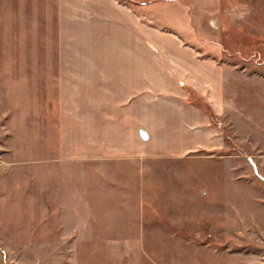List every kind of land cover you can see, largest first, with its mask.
Segmentation results:
<instances>
[{"label": "rangeland", "instance_id": "rangeland-1", "mask_svg": "<svg viewBox=\"0 0 264 264\" xmlns=\"http://www.w3.org/2000/svg\"><path fill=\"white\" fill-rule=\"evenodd\" d=\"M56 5L0 0V264H264V0H151L152 53L216 39L222 56L218 107L183 86L223 141L196 161L158 163L170 166L157 169L162 192L179 195L183 182L193 199L161 219L126 202L116 216L91 205L95 168L61 154ZM173 212L186 227L178 244L167 243Z\"/></svg>", "mask_w": 264, "mask_h": 264}, {"label": "crops", "instance_id": "crops-1", "mask_svg": "<svg viewBox=\"0 0 264 264\" xmlns=\"http://www.w3.org/2000/svg\"><path fill=\"white\" fill-rule=\"evenodd\" d=\"M150 9L151 0H57L54 85L61 154L90 161L96 171L95 180L87 181L89 203L104 204L103 212L116 216V204L126 202L161 219L167 207L193 199L181 195L183 182L179 195L162 192L157 169L170 166L158 163L196 161L201 149L212 150L223 141L183 86L190 84L218 107L222 56L212 48L216 39L204 43L198 37L196 42L204 44L194 49L201 51L176 52L175 46L152 53ZM196 28L202 32V25ZM190 188L198 193L196 182ZM98 207L90 219L98 220ZM174 213L166 219L176 220ZM171 224L165 225L167 243L178 244L183 232L176 230L186 227Z\"/></svg>", "mask_w": 264, "mask_h": 264}, {"label": "water", "instance_id": "water-1", "mask_svg": "<svg viewBox=\"0 0 264 264\" xmlns=\"http://www.w3.org/2000/svg\"><path fill=\"white\" fill-rule=\"evenodd\" d=\"M141 134H142L143 136H146V133H144V132H141Z\"/></svg>", "mask_w": 264, "mask_h": 264}]
</instances>
